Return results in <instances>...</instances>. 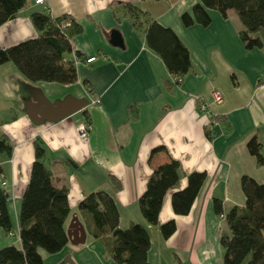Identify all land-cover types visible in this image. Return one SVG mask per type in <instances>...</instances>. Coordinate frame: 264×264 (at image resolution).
Instances as JSON below:
<instances>
[{"label": "crops", "instance_id": "1", "mask_svg": "<svg viewBox=\"0 0 264 264\" xmlns=\"http://www.w3.org/2000/svg\"><path fill=\"white\" fill-rule=\"evenodd\" d=\"M198 2L44 0L35 5L28 0L13 19L0 25L1 48L38 36L30 20L34 12L66 17L80 27L71 39L72 51L63 55V61L75 68L72 84L31 82L11 62L0 66V134L11 146L9 156L0 153V189L7 195L12 225L6 235L16 236L0 245L20 247V203L39 142L53 184L67 189L69 214L64 226L66 233L71 232L60 251L41 252L42 264H116L92 236L89 215L78 208L83 197L95 191L113 199L120 228L131 223L147 227L151 264H222L219 236L228 232L225 215L245 203L241 178L258 184L264 180V163L258 165L247 150L255 137L264 158V38L260 48L246 50L233 10L223 17L206 9L207 26L185 27L181 15L191 13ZM124 5L143 13L138 27ZM152 20L171 29L188 50L191 66L178 84H172L162 60L146 44L145 30ZM112 32L118 35L113 42ZM91 57L96 59L86 63ZM214 90L222 96L220 103H212ZM69 98L87 105L58 121L41 123L61 115L64 109L55 103ZM93 100L99 102L92 104ZM198 101L207 103L210 117L198 110ZM86 119L89 132L81 139L76 127ZM157 147L164 150L150 158ZM169 159L180 163L178 182L162 199L157 225H146L138 198L152 167ZM193 172L204 173L205 179L188 214L176 215L172 195L185 188ZM215 200L221 203V217L214 212ZM74 220L84 230L82 242ZM170 220L176 230L164 239L159 226ZM1 232L0 228V238Z\"/></svg>", "mask_w": 264, "mask_h": 264}, {"label": "trees", "instance_id": "2", "mask_svg": "<svg viewBox=\"0 0 264 264\" xmlns=\"http://www.w3.org/2000/svg\"><path fill=\"white\" fill-rule=\"evenodd\" d=\"M27 2L0 0V25L13 19ZM124 8L132 25L138 27L143 13L131 5H124ZM206 9L216 10L223 17L228 10H233L242 25L239 38L244 48L252 50L262 46L264 0H199L191 13L181 15L182 24L185 27L193 23L207 26L210 18ZM30 20L38 36L11 47H0V66L11 62L31 82L74 83L75 68L72 63L63 61V55L72 51L71 39L80 32L79 25L66 17L52 18L47 13L34 12ZM145 40L148 48L162 60L172 84H178L191 66L186 47L171 29L153 20L147 23ZM85 124L88 125L87 119ZM34 149L30 179L21 198L18 215L20 247L10 245L1 248L0 264H42L41 252L54 254L68 243L64 226L69 214L67 189L53 184L51 172L44 164L42 144L36 142ZM163 150V147L153 149L150 158ZM247 150L258 165L264 163L260 143L255 137L248 141ZM10 152L8 140L0 134V153L9 156ZM179 168L180 163L170 159L152 167L145 190L138 198L139 212L146 225H157L162 199L177 184ZM204 179V173L193 172L188 175L185 188L173 193L171 204L176 215L188 214ZM240 184L245 197L244 207H234L226 213L228 232L219 236L223 249L222 264H264V180L258 184L243 176ZM6 202L7 195L0 189V228L9 234L12 225ZM78 208L89 215L92 236L102 242L106 256L116 264H151L147 260L150 246L147 227L131 223L124 229L120 228L116 206L106 192L88 193ZM213 209L217 216H222L220 201H214ZM175 230L173 220L159 226L164 239Z\"/></svg>", "mask_w": 264, "mask_h": 264}, {"label": "water", "instance_id": "3", "mask_svg": "<svg viewBox=\"0 0 264 264\" xmlns=\"http://www.w3.org/2000/svg\"><path fill=\"white\" fill-rule=\"evenodd\" d=\"M111 34H112L111 37L113 38V39H112V42L115 41V40H117L118 35H117L116 33H114V32H112ZM42 97H43V96H42ZM42 100H43L44 103L46 104L47 108H51L52 105H50V104L48 103V101H47L44 97L42 98ZM86 105H87V102H86V101H84V100H82V101H81V100H74V99H72V98L66 99V100L63 101V102L55 103V106H56L57 108L60 107L61 110H62V108H63L64 111L61 113V115H59L58 117H55V118H53V119H50V118H44V119H42V120H41V123L44 122V121H51V122L58 121V120H60V119H63V118H65V117H67V116L73 114V113L76 112V111H79L80 109L84 108ZM35 123H38V122L35 121ZM73 222H74V226H75L76 228H78V231L80 232V235H81V239H80L79 242H82L83 239H84V235H85V234H84V230H83L82 226L78 224L77 221L74 220ZM74 226H72V227L74 228ZM67 236H68L69 238L71 237V232H70V230L67 231ZM73 244H77V243L75 242V243H73Z\"/></svg>", "mask_w": 264, "mask_h": 264}, {"label": "built area", "instance_id": "4", "mask_svg": "<svg viewBox=\"0 0 264 264\" xmlns=\"http://www.w3.org/2000/svg\"><path fill=\"white\" fill-rule=\"evenodd\" d=\"M33 3L35 5H43L44 4V0H33ZM96 59V57H91L88 58L85 62L86 63H91ZM211 98H212V103H220L222 101V96L218 91H212L211 92ZM99 101L98 100H93L91 101L92 104H97ZM207 103L204 101H198V110L202 113L207 114L210 117V114L207 110ZM76 131L78 133V136L81 139H85L88 135L89 132V126L86 125L85 123H81L79 125H77L76 127Z\"/></svg>", "mask_w": 264, "mask_h": 264}, {"label": "rangeland", "instance_id": "5", "mask_svg": "<svg viewBox=\"0 0 264 264\" xmlns=\"http://www.w3.org/2000/svg\"><path fill=\"white\" fill-rule=\"evenodd\" d=\"M1 237L2 238H0V244L3 241V239L7 240L8 242L12 241V239H14V240L16 239L15 235L14 236L13 235H6L4 232H1ZM10 245L14 246V243L13 244L7 243V245H0L1 246L0 249L3 248V247H6V246H10ZM15 246H18V245H15Z\"/></svg>", "mask_w": 264, "mask_h": 264}]
</instances>
